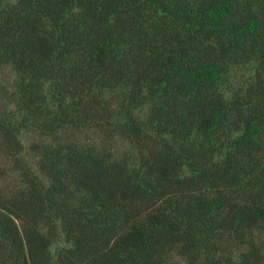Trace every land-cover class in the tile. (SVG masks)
<instances>
[{
	"label": "trees",
	"instance_id": "obj_1",
	"mask_svg": "<svg viewBox=\"0 0 264 264\" xmlns=\"http://www.w3.org/2000/svg\"><path fill=\"white\" fill-rule=\"evenodd\" d=\"M0 264H264V0H0Z\"/></svg>",
	"mask_w": 264,
	"mask_h": 264
}]
</instances>
